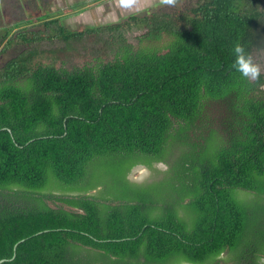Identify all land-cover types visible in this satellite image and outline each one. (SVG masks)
<instances>
[{"label": "trees", "instance_id": "obj_1", "mask_svg": "<svg viewBox=\"0 0 264 264\" xmlns=\"http://www.w3.org/2000/svg\"><path fill=\"white\" fill-rule=\"evenodd\" d=\"M186 6L2 36L0 264H264V0Z\"/></svg>", "mask_w": 264, "mask_h": 264}, {"label": "rangeland", "instance_id": "obj_2", "mask_svg": "<svg viewBox=\"0 0 264 264\" xmlns=\"http://www.w3.org/2000/svg\"><path fill=\"white\" fill-rule=\"evenodd\" d=\"M97 1V0H93ZM192 0H105L101 3L99 9L91 8L90 11H82V3L92 2L89 0H0V43L2 36L8 33L13 26L19 23L32 21L41 18L46 14L61 15L64 12H73L74 14L66 15L62 23L71 30H80L91 23L94 26L117 23L124 20L128 13L131 14H147L162 9H181L188 5ZM79 3L80 5L76 4ZM82 5V6H81ZM97 5V6H100ZM187 7V6H186ZM185 7V8H186ZM123 10V11H122ZM108 16L112 17V21L108 20ZM55 17V16H54ZM92 17V19H90ZM101 23V24H100ZM103 23V24H102ZM41 24L38 22L29 24L25 27L27 30L38 31L41 29ZM15 32V31H14ZM13 32V33H14ZM140 32L137 28H133L126 34L130 42H135V36ZM5 42L0 44V66H2L10 58L14 57L22 50L21 46L16 44L11 45L6 51L3 50ZM254 64L259 65L260 74L264 76V52H254L251 55ZM252 79V78H250ZM253 80V79H252ZM158 168V166L156 165ZM162 169L159 166L158 169ZM161 174H156L149 177V173L145 168H139L129 173L128 178L135 181H152L160 178Z\"/></svg>", "mask_w": 264, "mask_h": 264}, {"label": "clouds", "instance_id": "obj_3", "mask_svg": "<svg viewBox=\"0 0 264 264\" xmlns=\"http://www.w3.org/2000/svg\"><path fill=\"white\" fill-rule=\"evenodd\" d=\"M169 3L172 0H168ZM233 53L235 55V61L233 67L237 69L244 77H250L252 79H257L260 74V67L254 64L252 58L245 53L244 47L237 43L234 46Z\"/></svg>", "mask_w": 264, "mask_h": 264}, {"label": "crops", "instance_id": "obj_4", "mask_svg": "<svg viewBox=\"0 0 264 264\" xmlns=\"http://www.w3.org/2000/svg\"><path fill=\"white\" fill-rule=\"evenodd\" d=\"M101 3L99 1H92V2H88V3H82L83 7H82V11H90L91 8H95L96 9H99L101 8L102 6L100 5ZM97 5H100V6H97ZM130 9H127V15L126 16H129L131 15V13H128ZM81 11V12H82ZM123 11V10H122ZM134 14V13H133ZM90 19H92V17H90ZM112 17H109L108 16V20L112 21ZM101 24V23H100ZM103 24V23H102ZM94 25L91 23L89 26H86V27H93Z\"/></svg>", "mask_w": 264, "mask_h": 264}, {"label": "flooded vegetation", "instance_id": "obj_5", "mask_svg": "<svg viewBox=\"0 0 264 264\" xmlns=\"http://www.w3.org/2000/svg\"><path fill=\"white\" fill-rule=\"evenodd\" d=\"M89 1H93V0H89ZM97 1H99L100 3L105 2V0H97ZM76 4L80 5L79 3H76ZM81 6H82V5H81ZM82 7H83V6H82ZM82 7H81V11H82ZM65 14L68 16V14H74V13H73V12H66ZM65 14H63L64 17L66 16ZM103 25H104V24H103Z\"/></svg>", "mask_w": 264, "mask_h": 264}, {"label": "water", "instance_id": "obj_6", "mask_svg": "<svg viewBox=\"0 0 264 264\" xmlns=\"http://www.w3.org/2000/svg\"><path fill=\"white\" fill-rule=\"evenodd\" d=\"M17 245H18V243L14 246V251H15ZM13 257H14V255H13ZM13 257H12V258H13ZM3 261H4V260H1L0 263L3 262Z\"/></svg>", "mask_w": 264, "mask_h": 264}]
</instances>
